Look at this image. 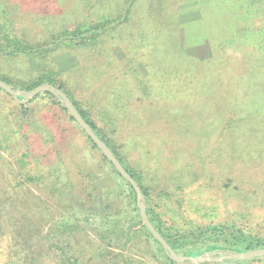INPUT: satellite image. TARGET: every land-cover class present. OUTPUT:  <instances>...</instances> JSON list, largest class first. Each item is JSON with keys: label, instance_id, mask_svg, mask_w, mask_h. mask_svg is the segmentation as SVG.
<instances>
[{"label": "rangeland", "instance_id": "rangeland-1", "mask_svg": "<svg viewBox=\"0 0 264 264\" xmlns=\"http://www.w3.org/2000/svg\"><path fill=\"white\" fill-rule=\"evenodd\" d=\"M7 1L17 14L24 13L26 5ZM248 1L171 0L166 7L151 0L143 9L136 7L140 21L106 35L112 42L107 46L127 57L116 58L115 71L122 77L100 83L98 107L84 98L75 69L84 71L85 85L103 74L89 65L78 70L80 59L70 50L54 54L63 71L60 82L75 93L124 165L142 178L168 226L183 225L184 220L203 226L232 223L249 234H264V63L258 67L254 48L242 44L256 39L244 37L247 28L264 31V20L259 12L248 14ZM74 3L45 0L42 12L65 23ZM213 5L219 23L211 19ZM26 14L29 38L44 42L46 30L34 23L36 15ZM142 35L144 43L137 39ZM222 36L218 49L224 55L218 53V67L213 45ZM84 48L85 56L91 54L92 45ZM138 59L159 110L144 104L146 109L132 115L128 129L104 123L100 111L106 91L113 88L115 102L123 106L120 94L129 87L125 77L137 74ZM183 61L192 68H185ZM36 70L27 58L0 57V73L15 87L19 80L28 82ZM191 75L198 82L183 84ZM237 103L243 109L251 105L248 111L254 115L241 109L238 115L242 112L244 121L233 130L230 120ZM111 110L118 122L132 108ZM123 179L51 96L40 94L22 108L0 91V264H170L144 229L135 196ZM145 205L147 209L146 197Z\"/></svg>", "mask_w": 264, "mask_h": 264}, {"label": "trees", "instance_id": "trees-1", "mask_svg": "<svg viewBox=\"0 0 264 264\" xmlns=\"http://www.w3.org/2000/svg\"><path fill=\"white\" fill-rule=\"evenodd\" d=\"M15 6L20 7L26 5V8H22L24 13H28L29 17L33 16L34 23L41 27L43 30H46L45 41L40 42H32L27 34V20L30 21V18L21 14H17L14 11V8L9 4L7 0H0V57L5 61H10L12 59H19V58H27L34 62L35 68L37 69L36 72L33 74L32 78L28 80V82H24L19 80L18 87H15L12 79L6 75V73H0V79L5 81L6 83L14 86L15 88H20L22 90L30 91L36 88L37 86L50 83L61 90H63L67 96L72 100L76 108L79 110L81 115L85 118V120L90 124L93 130L97 133V135L109 146V148L113 151L119 161L123 164L126 170L133 176V178L138 182L139 186L141 187L147 203V214L155 228L159 231V233L166 239V241L170 244V246L175 250V252L180 256H200L205 252L215 251V250H223V251H237V252H245L255 249L264 248V234L252 235L249 234L247 229L232 223H225V224H217V225H208L203 226L201 224L194 223L193 221L184 220L183 225H167L161 218L159 212L155 210L154 205L152 204V199L148 196L147 190L143 185V180L140 177H137L135 173H133L129 167L124 165L123 159L119 157V155L112 149L110 142L106 141L103 136L100 134L99 125L96 121L92 120L88 115V112L84 111L81 107L80 102L77 101L75 98V93L73 91H68L65 89L62 82H60L59 77L63 73L61 69L56 65L54 60V54L57 51H64L70 50L71 52L77 54V57L80 59V63H78V70L81 67V70L85 68L86 65L92 66L93 70L96 71L98 74H103L102 78H99V81L93 82L91 80L90 84L85 85L83 81V72L77 73L75 69V73L77 74L78 79H80V87L82 92L84 93L87 101H90L93 106H99L97 96L98 91L101 90L100 83H105V80L114 79V77H122L117 76L115 64L116 56L114 55L113 51L107 45L111 42L108 41L106 35L117 27L121 25L133 22V21H140V16L142 14L135 10V8L140 7L143 9L149 5L151 0H119L114 4L113 1H109L107 3L104 0H81L80 5H78L79 0H74V8L69 10V15L67 18L65 17V23L57 22L54 17H49L45 15L42 11L43 3L45 0H12ZM160 5H164L166 3H170L171 0H157ZM173 3V2H172ZM203 5V4H202ZM121 8L122 10L118 9ZM166 7V5H164ZM172 7V6H171ZM205 7V6H204ZM21 8V7H20ZM115 8V11L113 10ZM248 14L257 15L259 12L262 14V19L264 20V0H249L248 1ZM210 9V8H208ZM53 10V9H51ZM125 10L126 13H122ZM205 7V11H206ZM27 11V12H25ZM173 12V11H172ZM171 12H167V15ZM174 13V12H173ZM175 14V15H174ZM171 14V17L175 20L174 23H178L177 20V13ZM125 15V16H124ZM207 13L204 14V18L207 17ZM211 19L216 23H219L218 20H221V17H218V14H215L214 5L212 6V14ZM259 27H250L244 32V37L249 38L250 35H254L256 37L255 40L250 41L252 44L242 43L243 45H250V47L254 48L253 53L255 54L254 57L257 58L255 63L258 67H261V63H264V31L263 28ZM224 36V35H223ZM223 36L220 37L218 40H214L215 44L213 48L216 49L213 55L217 56L215 58L218 61V67L222 65L221 56L224 53H219L218 47L223 39ZM137 36V39L140 42L144 43V36ZM137 43V42H136ZM145 43H148L146 40ZM112 44V42H111ZM85 45H92V49L90 51L91 54L85 56ZM138 45H136V49ZM104 52V53H103ZM106 52L108 54H106ZM216 53V54H215ZM218 53L221 55L218 57ZM138 54V53H136ZM83 55V57H82ZM108 55L107 57H104ZM141 55H137L136 58ZM111 57V58H110ZM142 58V57H141ZM215 58H211L215 59ZM191 59V58H190ZM137 65L135 66L137 74L130 78L125 77V81L128 83V88L125 89V92H121L120 97L124 101L123 106L121 104H117L115 99L117 95L113 88L106 87L109 91H106L101 98H104L105 106L101 107L100 116H102V121L106 124H109L114 127H118L121 129H128V124L133 123L131 122V118L133 117L135 112L143 111L145 106L147 107L152 106L153 110L157 112L159 110V103L157 102V98L154 97L151 93L152 90H149L150 81L148 80L147 76L143 75L139 69L138 64L143 62L141 60H136ZM116 62V63H115ZM103 65L104 73L99 71V66ZM107 65V66H106ZM182 65L187 67L189 70L192 68L191 64L182 62ZM110 66V67H109ZM199 67L204 68V63H198ZM138 68V69H137ZM207 68V67H206ZM261 69L264 70V67ZM139 70V71H138ZM2 71V70H1ZM21 78V77H19ZM213 78V84L215 85L217 82L215 81V77ZM178 79H180L178 77ZM189 81H186L183 84L192 85L197 83L194 75L187 77ZM260 82V81H259ZM149 83V84H148ZM261 83L264 81L261 80ZM152 84V83H151ZM104 88V87H103ZM0 91L5 93L11 99H14L11 95H9L6 91L0 88ZM43 94V93H41ZM46 95L51 96L55 103L60 106L65 112H67L72 121L76 122L74 118L70 115L68 110L60 103L57 97L50 93H44ZM40 95V94H39ZM39 95H37L33 100H35ZM82 98V100H85ZM90 99V100H89ZM14 101H16L14 99ZM242 104V101H240ZM19 107H26V104H20L17 102ZM112 107L117 108L121 112H125L126 109H131L132 111L129 112L122 120L118 118V122L115 121L112 115ZM236 110L232 111V119L230 120V124L233 126V130H235L238 126H234L237 122L243 120V114L241 112L240 115L238 113L247 108L252 111L251 105L248 106L246 104V108H242L239 103H237L236 107L233 106ZM121 108V109H120ZM146 109V108H145ZM249 115H254L252 112L248 111ZM243 115V116H241ZM102 122V123H103ZM77 123V122H76ZM117 123V124H116ZM78 124V123H77ZM229 124V123H228ZM81 128V127H80ZM82 129V128H81ZM227 129H230L229 126ZM238 130V128H237ZM84 132V130L82 129ZM85 133V132H84ZM86 134V133H85ZM88 140L91 142L92 146L97 149L101 154L102 152L98 149L97 145L92 141V139L86 134ZM54 143V140L52 141ZM103 158L107 160V158L102 154ZM58 171H62V161L60 158V154H58ZM115 172L118 174L120 178L122 176L118 173L114 165L108 161ZM126 164V163H125ZM146 180L148 178L146 175L142 174ZM144 178V179H145ZM124 180V179H123ZM126 184L130 187L131 191L133 192L135 199H136V192L133 187L126 181ZM162 197L170 196L168 192H161ZM171 211V210H170ZM148 236L150 239L154 241V244L159 246L160 250L164 253L166 261L170 264H175L173 260H171L168 255L165 253L161 244L153 237V235L149 232V230L144 226ZM252 263H264V259H254L251 261H234L229 260L225 264H252ZM214 264H222V263H214Z\"/></svg>", "mask_w": 264, "mask_h": 264}, {"label": "water", "instance_id": "water-1", "mask_svg": "<svg viewBox=\"0 0 264 264\" xmlns=\"http://www.w3.org/2000/svg\"><path fill=\"white\" fill-rule=\"evenodd\" d=\"M0 88L6 91L18 103L21 104H26L30 102L37 95L41 93H50L55 97H57L60 103L68 110L70 115L78 123V125L97 145L98 149L107 158V160L114 165L118 173L133 187V189L136 192L137 206L139 208L140 216L142 218L143 224L153 235V237L161 244L168 257L177 264H206V263L225 264L229 260L243 262V261H251L254 259H264V248L245 251V252L216 250V251L205 252L204 254L197 257L178 255L175 252V250L170 246V244L166 241V239L159 233V231L155 228V226L149 219L145 205V196L138 182L126 170V168L119 161V159L109 148V146L97 135V133L93 130L90 124L81 115V113L76 108L72 100L67 96V94L63 90L50 83H44L37 86L33 90L26 91L22 89H17L12 85L6 83L2 79H0Z\"/></svg>", "mask_w": 264, "mask_h": 264}, {"label": "crops", "instance_id": "crops-1", "mask_svg": "<svg viewBox=\"0 0 264 264\" xmlns=\"http://www.w3.org/2000/svg\"><path fill=\"white\" fill-rule=\"evenodd\" d=\"M111 49V48H110ZM113 51V50H112ZM114 53V52H113ZM114 55L116 56V58L118 59V60H122L124 57H127V54L124 52V53H122V55H119L118 53H114Z\"/></svg>", "mask_w": 264, "mask_h": 264}]
</instances>
